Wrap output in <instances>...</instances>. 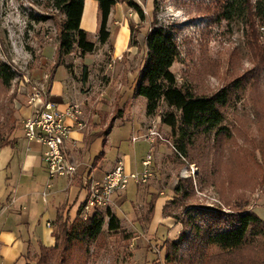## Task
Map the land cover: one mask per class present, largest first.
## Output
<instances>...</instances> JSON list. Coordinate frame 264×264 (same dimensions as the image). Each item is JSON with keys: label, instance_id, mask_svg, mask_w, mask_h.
I'll use <instances>...</instances> for the list:
<instances>
[{"label": "rangeland", "instance_id": "1", "mask_svg": "<svg viewBox=\"0 0 264 264\" xmlns=\"http://www.w3.org/2000/svg\"><path fill=\"white\" fill-rule=\"evenodd\" d=\"M130 2L141 6L144 20ZM86 14L83 26L97 48L86 55L79 50L65 55L59 51L58 37L65 16L51 0H0V62L15 72L9 88L0 81L1 138H12L21 126L22 117L27 116L22 110L30 108L33 86L44 84L47 90L53 84L49 100L56 104L58 89L70 81L79 84L82 93L92 91L100 97L101 104L93 113L99 114L103 128L91 151H105L106 166L116 160L124 163L128 154L134 171H141L142 161L147 154L152 155L148 182L131 181L122 193L124 203L120 201L112 209L120 218L121 229L111 232L106 216L104 236L89 245L76 246L75 253L84 255L83 264H166L164 243L177 240L183 225L181 220L163 214V203L175 198L178 185L187 189L185 178L192 179L196 194V199L183 203L185 220L189 214L203 222L208 215L220 213L233 224L238 209L254 211L264 220V53L260 49L264 51V27L257 22L254 31L249 29L245 14L239 11L230 19L224 18L219 0H118L108 21L110 39L100 44L99 14L92 10ZM154 19L177 28L181 55L172 70L179 85L212 95L236 79L244 81L242 90L224 109L222 125L230 129L231 138L200 137L189 148L190 157L177 151L178 135L162 123L159 112L147 115V100L134 93L147 58V34ZM251 33L257 36L255 44ZM123 41L127 44L121 50ZM154 130L159 136L151 143ZM221 187L226 189L224 194ZM153 194L155 207L149 215ZM80 195L86 197L87 190L81 189ZM73 210L72 217L77 211ZM61 214L60 223L66 221L70 226L71 218ZM220 251L211 245L205 257ZM39 255L40 250L31 251L28 260L37 264Z\"/></svg>", "mask_w": 264, "mask_h": 264}, {"label": "trees", "instance_id": "2", "mask_svg": "<svg viewBox=\"0 0 264 264\" xmlns=\"http://www.w3.org/2000/svg\"><path fill=\"white\" fill-rule=\"evenodd\" d=\"M51 1L65 16L59 24V51L65 55L77 50L83 55L94 52L97 43L92 41L88 31L81 27L85 0ZM97 2L98 42L105 44L111 36L108 21L118 0ZM130 3L144 20L145 14L141 6L136 2ZM154 10L157 11L156 5ZM219 10L226 19L232 18L238 11L244 13L247 26L253 31L257 22L264 27V0H219ZM176 32L175 26L161 24L154 19L147 34V58L134 93L147 100V115L152 116L159 112L162 123L171 128L175 137L178 135L177 151L185 157H190L188 150L200 137L214 135L216 139H220V136L231 138L230 129L222 125L225 119L224 109L242 90L244 81L236 79L212 95H201L191 88L179 85L172 70L181 55ZM250 38L254 44L257 43L255 33H251ZM260 49L264 53L263 49ZM261 58H264V54ZM14 77L15 72L11 67L0 62L1 84L9 88ZM162 106L165 107L164 110H161ZM110 128L111 125L107 133ZM9 136L4 139L0 135V148L13 144V139ZM183 181L188 182L187 189L182 190V186L178 185L175 188V198L163 207L166 217L181 220L183 225L177 240L168 239L164 243L166 264H264V220L254 211L240 209L239 212L236 211L237 219L233 224L228 223L220 213L208 215L203 222H197L189 214L185 220L181 210L183 203L186 199H196V194L192 179L185 178ZM224 190L226 189L221 187L220 192L224 194ZM152 196L149 215L155 207L156 195ZM84 204L85 202L79 206L70 226L66 221L60 223L61 218H58L57 224H60L59 231H54L55 244L50 247L41 246L37 264H83L84 255L75 253L76 246L89 245L102 238L106 216L109 217L108 229L111 232L121 229L120 218L111 209L96 210L87 219H83L81 212ZM211 245L218 246L222 251L206 258V249ZM26 264L32 263L28 261Z\"/></svg>", "mask_w": 264, "mask_h": 264}, {"label": "crops", "instance_id": "3", "mask_svg": "<svg viewBox=\"0 0 264 264\" xmlns=\"http://www.w3.org/2000/svg\"><path fill=\"white\" fill-rule=\"evenodd\" d=\"M89 10L98 12L97 0H85L81 21L83 29ZM121 44L123 46L120 48L123 50L127 41ZM121 54L115 53V56ZM81 90L79 84L74 85L69 81L66 86L61 85L58 89L55 100L56 106L61 110H65L73 102L79 103L83 110L80 118V122L85 125L83 129L79 128L77 122L68 120L73 125L71 136L76 142V145H69L68 155L78 165V171L72 179L49 178L44 161L45 147L25 138L22 123L12 136L13 144L0 148V264H26L31 251H38L41 246H53L56 241L54 231L61 213L64 212L74 220L79 206L87 198V195L80 197L81 189H86V180L102 179L117 161L106 166V152L99 154L97 149L93 154L91 151L93 143L99 139L98 131L103 128L100 126L102 121L99 114L93 113L94 107L101 103L98 102L100 97L96 92L89 91L85 94ZM46 91L45 99L49 100L53 84ZM22 111L28 117L32 108L27 107ZM24 119L22 117V122ZM109 133L106 132L107 136ZM124 165L127 172L134 171L128 154L125 155ZM122 196L120 193L116 197L117 203L126 200ZM169 200L164 201L163 207ZM74 207L77 211L72 217Z\"/></svg>", "mask_w": 264, "mask_h": 264}, {"label": "built area", "instance_id": "4", "mask_svg": "<svg viewBox=\"0 0 264 264\" xmlns=\"http://www.w3.org/2000/svg\"><path fill=\"white\" fill-rule=\"evenodd\" d=\"M46 93L44 84L33 86L28 99L32 112L22 122L25 138L29 142L37 141L45 147L44 161L50 179H72L78 171V165L68 155L69 145H76L71 136L73 125L68 120L77 122L79 128L83 129L85 125L80 122L83 116L82 106L73 102L65 110H61L55 103L45 99ZM150 134L151 143H154L159 133L154 130ZM142 166L144 168L141 171L127 172L123 161L119 160L102 179H87V198L81 217L87 219L96 210H112L117 207L116 197L128 188L131 181L136 184L147 183L152 176L151 154H147Z\"/></svg>", "mask_w": 264, "mask_h": 264}]
</instances>
